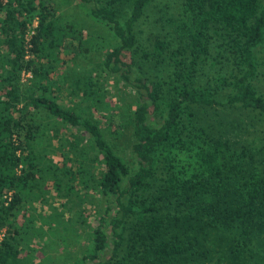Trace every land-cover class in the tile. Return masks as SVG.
<instances>
[{"label": "trees", "instance_id": "1", "mask_svg": "<svg viewBox=\"0 0 264 264\" xmlns=\"http://www.w3.org/2000/svg\"><path fill=\"white\" fill-rule=\"evenodd\" d=\"M152 1L0 0V227L5 229L0 264H21L10 253L30 249L28 241L44 232L45 244L54 234V241L60 235L66 243L63 227L80 236L72 221L57 214L59 221L47 223L46 232L24 212L34 198L50 193L44 190L49 181L56 198L69 197L58 174L67 177L70 168L49 159L50 127L43 118L71 130L72 148L76 134L84 137L76 165L77 174L86 175L84 191L97 190L114 209L89 227L87 245L70 264H131L124 254L129 243L130 249L135 243L142 248L133 264H210L212 258L248 264L246 255H257L264 236V136L243 138L237 125L227 130L222 121L213 132L200 114L221 107L264 115V96L254 84L260 64L256 49L264 45V2L182 0L176 17L166 19V34L146 50L135 27ZM122 6H128V15L120 21ZM212 46L218 49L215 57ZM101 50V68L85 70L78 89L70 92L75 97L81 92L85 108L57 100L54 92L62 80L54 87L42 84L62 51L85 56ZM135 58L165 63L168 70L131 77ZM216 64L219 74L199 83ZM22 73L31 74L36 88L27 90ZM102 73L135 91L131 113L103 99ZM127 123L135 170L114 147ZM71 187L66 183L65 190Z\"/></svg>", "mask_w": 264, "mask_h": 264}, {"label": "rangeland", "instance_id": "2", "mask_svg": "<svg viewBox=\"0 0 264 264\" xmlns=\"http://www.w3.org/2000/svg\"><path fill=\"white\" fill-rule=\"evenodd\" d=\"M181 1L182 0H153L149 4L145 11V15L135 27V34L137 35L141 48L146 50L151 49L154 39L156 37L162 38L166 34L168 30L166 19L170 16L176 17L180 10ZM262 2H264V0H262ZM127 15L128 6L119 7V20L123 21ZM34 20L27 25L28 29L25 33V40H27V36L35 27L33 26ZM101 40H104V38ZM217 50L216 47L212 46V57L217 55ZM103 51L104 50L90 52L85 56H77L75 53L70 54L69 52L66 53L62 51L58 56L60 62L53 66L47 78L42 77V84L48 85L50 83L53 85L52 87H54L57 86L55 84L62 80L64 84H60V90L54 92L57 100L66 106L74 105L75 107L79 106L85 108V103L80 101L81 92L79 91L78 93L77 91L76 97L70 92L78 89V86H80L85 78V70L95 68L98 71V69L101 68V60L104 54ZM256 54L260 64L259 75L254 81V84L258 91L264 96V45L257 47ZM122 56L124 59L126 58V54ZM61 61L65 62L62 63ZM228 62L229 61L226 60V63ZM219 69V64H216L215 68H212L209 65L205 70V75L199 76V83L203 84L208 82L211 76L219 74L217 73ZM166 70H168V67L165 63L143 61L135 58V65L132 68L131 77L135 74H143L146 76L152 74L163 75ZM222 72L224 73V69ZM100 80L106 90L103 99L109 102L111 106L117 105L121 112L125 110L126 112L131 113L134 109L135 91L122 83V81L115 75L108 76L105 73H102ZM20 82L27 87V90L34 89L37 86L33 81V77L29 73H22L20 76ZM92 115H94V118L96 119L100 118L97 112L93 111ZM200 115L203 117V122L209 124L213 132L217 130V122L222 121L227 130L231 128V125H237L240 129L238 131L239 134L240 132L243 133V138L251 139L254 136H264V115L257 114V112L244 111L238 108H227L222 110L221 107H217L216 110L210 109L207 110L206 114ZM37 120L40 121L39 118ZM42 123L50 127L48 137L46 138L49 159L58 166H60L61 161H63L65 166L70 168V173L67 177L65 176L64 171H60V174H58V180L64 184L62 188L64 191H68L69 197L66 198L65 195H62L61 197L56 198L55 195L52 194L53 190L50 187L51 184L49 181L44 190L45 192L50 191L51 194L49 193L41 195L42 197L34 198L31 203L29 202L26 205L27 210L24 212L26 215L30 213L32 219L36 222L34 225L37 226V229H40L41 227L44 231L49 229L47 223H57L59 221V216L67 221H72V224L75 225L78 230L77 234L80 236L76 239L74 232H71L68 227H63L61 232L65 235L64 238L66 243H62L60 241L61 239H57L60 235L57 238L55 237L56 239L54 241L53 237L57 235L54 234L52 238L50 236L48 237L45 244L40 240L42 237L45 238V236H47L44 232L42 237H38L37 240L31 238L30 241H28L27 245L30 249L26 250L19 247L17 248V254L13 255V253H10L9 258L11 260H16V258H18L21 260V264H70L76 255L80 254L87 245L89 227L97 223V219L100 215L106 216V213L111 215L114 212V209L109 210L111 203L102 199L97 190L88 189V191H84L82 182L86 175L83 174V179L82 175L79 176V174H77L79 171H77L76 168V165L81 161L80 159H82L80 154L87 144L84 137L80 134H76L74 140H76L79 145L77 144L76 147L72 148L70 146V142H72L73 138L70 136L71 130H68L67 127L59 123H54L51 119L46 120L43 118ZM64 139L68 143L62 145L61 140ZM132 141V125L127 123L121 132L120 138L114 141V147L117 153L124 158L127 165L132 170H135L137 168V161L131 151ZM83 154L84 158L88 156V152L87 155L85 152ZM66 183L72 185L69 190H65ZM35 191L37 193L39 192L37 189ZM76 191L78 192L77 196L74 195V192ZM68 208H70L71 211H69L70 209ZM55 214L59 216H56ZM51 215H53V217ZM21 218L22 217L19 219L21 220ZM4 232L5 229L0 227V241L4 238ZM66 236H68V238H66ZM76 241L78 242L76 243ZM263 242L264 236L260 238V242L257 243V246L255 247V252L257 253L255 257L252 258L251 256L246 255L244 260L248 261V264H264ZM258 247H262L260 251H257ZM140 249L142 248L139 247L138 243H135L134 249H130V243L125 244V262L131 264L138 262V250ZM48 253L49 258L45 261L44 255ZM108 255L109 251H106L102 261L108 258ZM212 259L213 261H211L210 264H224V261L220 262L218 259Z\"/></svg>", "mask_w": 264, "mask_h": 264}, {"label": "built area", "instance_id": "3", "mask_svg": "<svg viewBox=\"0 0 264 264\" xmlns=\"http://www.w3.org/2000/svg\"><path fill=\"white\" fill-rule=\"evenodd\" d=\"M36 20H34L33 26H36ZM33 33V31H31V33L27 36V39L30 37V35Z\"/></svg>", "mask_w": 264, "mask_h": 264}]
</instances>
